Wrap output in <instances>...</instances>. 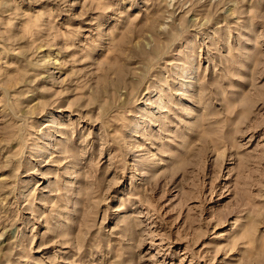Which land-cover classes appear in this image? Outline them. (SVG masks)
Returning <instances> with one entry per match:
<instances>
[{"label": "rangeland", "instance_id": "rangeland-1", "mask_svg": "<svg viewBox=\"0 0 264 264\" xmlns=\"http://www.w3.org/2000/svg\"><path fill=\"white\" fill-rule=\"evenodd\" d=\"M0 264H264V0H0Z\"/></svg>", "mask_w": 264, "mask_h": 264}, {"label": "bare ground", "instance_id": "bare-ground-1", "mask_svg": "<svg viewBox=\"0 0 264 264\" xmlns=\"http://www.w3.org/2000/svg\"><path fill=\"white\" fill-rule=\"evenodd\" d=\"M186 77V76H185ZM145 203V202H144Z\"/></svg>", "mask_w": 264, "mask_h": 264}]
</instances>
